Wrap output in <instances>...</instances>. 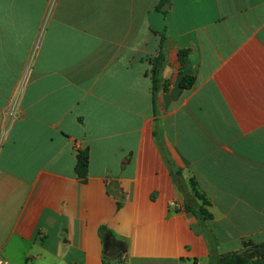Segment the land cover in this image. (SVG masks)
Listing matches in <instances>:
<instances>
[{
  "label": "crops",
  "instance_id": "obj_1",
  "mask_svg": "<svg viewBox=\"0 0 264 264\" xmlns=\"http://www.w3.org/2000/svg\"><path fill=\"white\" fill-rule=\"evenodd\" d=\"M0 142L11 264H210L191 180L219 254L264 244V0H0Z\"/></svg>",
  "mask_w": 264,
  "mask_h": 264
},
{
  "label": "trees",
  "instance_id": "obj_2",
  "mask_svg": "<svg viewBox=\"0 0 264 264\" xmlns=\"http://www.w3.org/2000/svg\"><path fill=\"white\" fill-rule=\"evenodd\" d=\"M188 52H180V62L183 65L186 61ZM166 62L164 54L159 55L153 63L152 81L153 91L156 86L161 83V74ZM195 78L192 76H184L180 83V87L183 89H189L193 87ZM90 155L88 150H79L77 153V161L75 166V172L78 177L85 179L89 170ZM177 177L181 178V173H177ZM182 186V185H181ZM183 186L181 187V189ZM210 202L208 199L200 193L196 187V183L191 180V197L187 198L185 209L191 213L199 222V225L205 232L209 243L211 244V263L210 264H264V244L251 245L246 244L249 247L248 252L241 254L221 255L218 253V240L212 234L207 226V222L211 220L212 215L209 212Z\"/></svg>",
  "mask_w": 264,
  "mask_h": 264
},
{
  "label": "built area",
  "instance_id": "obj_3",
  "mask_svg": "<svg viewBox=\"0 0 264 264\" xmlns=\"http://www.w3.org/2000/svg\"><path fill=\"white\" fill-rule=\"evenodd\" d=\"M29 66L30 67L32 66V60H31V62L29 64ZM24 87H25V80H23L21 82V85H20V87H19V89H18V91H17V93L15 95V98H14V101H13V105H12V109H11V111L9 113L10 117H12V118L16 115V109L18 107V103L20 101V98H21V96L23 94ZM1 142H2V140H1ZM1 142H0V144H1ZM0 264H11V263L4 256L0 255Z\"/></svg>",
  "mask_w": 264,
  "mask_h": 264
},
{
  "label": "rangeland",
  "instance_id": "obj_4",
  "mask_svg": "<svg viewBox=\"0 0 264 264\" xmlns=\"http://www.w3.org/2000/svg\"><path fill=\"white\" fill-rule=\"evenodd\" d=\"M30 264H32V263H30Z\"/></svg>",
  "mask_w": 264,
  "mask_h": 264
}]
</instances>
